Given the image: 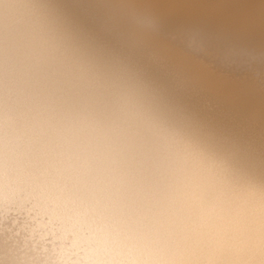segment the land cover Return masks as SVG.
I'll use <instances>...</instances> for the list:
<instances>
[{
  "label": "clouds",
  "instance_id": "clouds-1",
  "mask_svg": "<svg viewBox=\"0 0 264 264\" xmlns=\"http://www.w3.org/2000/svg\"><path fill=\"white\" fill-rule=\"evenodd\" d=\"M25 7L0 0V264H264V164L251 138L236 140L234 195L158 172L114 134L103 96L41 60ZM137 23L175 43L219 29L225 60L264 65L261 14L178 22L161 0ZM232 118L251 129L242 111Z\"/></svg>",
  "mask_w": 264,
  "mask_h": 264
},
{
  "label": "bare ground",
  "instance_id": "bare-ground-1",
  "mask_svg": "<svg viewBox=\"0 0 264 264\" xmlns=\"http://www.w3.org/2000/svg\"><path fill=\"white\" fill-rule=\"evenodd\" d=\"M41 1L17 0L29 6L22 14L36 52L108 101L116 116L113 132L131 154L162 174L206 182L229 196L243 183L235 145L244 135L260 169L264 89L252 76L238 79L220 70L240 67L220 54L228 34L215 29L183 43L157 39L137 18L157 10L161 0H45L64 27ZM262 5L264 0H163L170 18L186 23H211L236 11L260 15ZM33 7H39L38 18L30 16ZM76 43L97 53L104 66L87 64L85 55L73 52ZM236 111L251 121L247 132L233 120Z\"/></svg>",
  "mask_w": 264,
  "mask_h": 264
},
{
  "label": "rangeland",
  "instance_id": "rangeland-1",
  "mask_svg": "<svg viewBox=\"0 0 264 264\" xmlns=\"http://www.w3.org/2000/svg\"><path fill=\"white\" fill-rule=\"evenodd\" d=\"M40 1V0H39ZM42 2V3H41ZM40 2L41 5H43L45 7V9H47L46 11L50 12L52 17L55 18V20L58 22L59 25H62L63 23L61 22L62 20L58 18L57 14L55 13V9L53 11V8L54 6L52 5L51 2L49 1H45L43 2V0ZM48 3H49V9H48ZM51 4V5H50ZM51 8V9H50ZM51 10V11H50ZM61 20V21H60ZM63 26V25H62ZM64 27V26H63ZM66 28V30H65ZM64 31H70V29H67V27L65 26ZM71 32V31H70ZM73 33V32H71ZM73 35V36H72ZM71 35V37H74L75 38V35L74 33ZM76 40V39H75ZM78 40V38H77ZM76 40V42H77ZM79 41V40H78ZM78 45V43H76ZM75 44V45H76ZM76 45V47H77ZM87 48V49H86ZM82 47L80 45H78V51L76 50H73V52H76L78 53L79 56L82 57V55H85L84 58L86 57V61H87V64H89L92 68L96 66V68H99L100 65L104 66L102 62H99L100 58L99 56L97 55V53L93 52L92 50H90L88 47ZM77 49V48H76ZM98 56V57H97ZM96 61V62H95ZM102 63V64H101ZM92 64V65H91ZM99 64V65H98ZM221 68V67H220ZM220 70H223V73L224 74H227V75H230V76H233L235 78H243V77H246V76H252L254 78L257 79V75H256V72L257 71H260V72H264V65L263 66H259L258 69L256 70H252V71H249V70H246L242 67H239V68H236L234 66H222V68ZM258 83L262 86V88L264 89V85H262L260 83V81L257 79Z\"/></svg>",
  "mask_w": 264,
  "mask_h": 264
},
{
  "label": "snow or ice",
  "instance_id": "snow-or-ice-1",
  "mask_svg": "<svg viewBox=\"0 0 264 264\" xmlns=\"http://www.w3.org/2000/svg\"><path fill=\"white\" fill-rule=\"evenodd\" d=\"M261 17H262V20H264V5H262ZM261 163L264 164V154H262Z\"/></svg>",
  "mask_w": 264,
  "mask_h": 264
}]
</instances>
